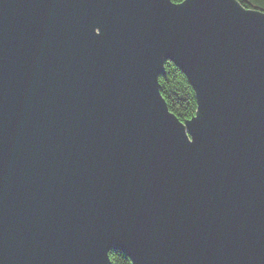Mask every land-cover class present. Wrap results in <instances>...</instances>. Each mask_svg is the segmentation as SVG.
<instances>
[{
	"label": "water",
	"instance_id": "obj_1",
	"mask_svg": "<svg viewBox=\"0 0 264 264\" xmlns=\"http://www.w3.org/2000/svg\"><path fill=\"white\" fill-rule=\"evenodd\" d=\"M195 92L180 121L159 77ZM264 264V13L237 0H0V264Z\"/></svg>",
	"mask_w": 264,
	"mask_h": 264
},
{
	"label": "trees",
	"instance_id": "obj_2",
	"mask_svg": "<svg viewBox=\"0 0 264 264\" xmlns=\"http://www.w3.org/2000/svg\"><path fill=\"white\" fill-rule=\"evenodd\" d=\"M181 2L183 0H172ZM247 9L264 13V0H237ZM160 92L166 105L180 121L191 118L197 110L195 92L185 75L170 61L165 62V75L159 77ZM111 264H131L128 257L121 252L111 250L109 252Z\"/></svg>",
	"mask_w": 264,
	"mask_h": 264
}]
</instances>
